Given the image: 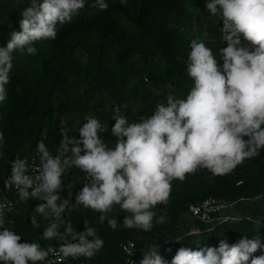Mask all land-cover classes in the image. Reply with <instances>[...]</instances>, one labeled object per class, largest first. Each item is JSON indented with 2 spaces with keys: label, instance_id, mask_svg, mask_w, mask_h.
<instances>
[{
  "label": "trees",
  "instance_id": "16d2710c",
  "mask_svg": "<svg viewBox=\"0 0 264 264\" xmlns=\"http://www.w3.org/2000/svg\"><path fill=\"white\" fill-rule=\"evenodd\" d=\"M205 2L126 0L122 4L120 0H105L107 8L101 10L96 0H85L84 8L71 21L57 23L55 39L34 45L35 55L27 54V46L12 53L7 97L0 102V132L4 135L0 144V200L15 201L11 210L3 212L5 226L21 236L19 243L60 247L59 241L43 238L50 220L35 212L42 201H21L14 187H5L10 162L19 158L28 163L41 141L55 156L62 130L78 138L89 115L107 127L99 135L114 148V109L119 107V115L132 124L150 117L158 104L167 105L169 95L186 99L194 86L187 73L191 41L204 42L215 50L213 55L218 60L219 50L226 47L220 31L223 22L205 8ZM30 6L31 0H0V47L7 46L13 32L21 31L22 13ZM210 16L215 22L206 29L203 18ZM204 34H209L208 39ZM83 81L88 87H82ZM28 174L31 176L30 170ZM62 182L59 194L67 197L72 192L74 204L89 179L87 173L72 167L66 170ZM209 197L230 204L212 212L206 220L195 216L191 205ZM154 211L157 217L164 215L165 222L157 224L154 219L152 230L145 232L122 226L125 215L130 214L119 205L105 214L107 219L117 220L115 230L107 219L101 222V213L83 205L66 210L64 218L77 231H84L87 221L103 246L90 259L69 257L63 264H129L130 260L140 264L153 246L171 264L181 247H218L222 239L231 245L244 235L259 238L264 244V149L229 174L215 176L198 168L183 181L173 180L168 203L158 204ZM33 216L39 228L32 225ZM129 242L134 243L133 254L124 249ZM254 255H264V248Z\"/></svg>",
  "mask_w": 264,
  "mask_h": 264
},
{
  "label": "clouds",
  "instance_id": "9594fccd",
  "mask_svg": "<svg viewBox=\"0 0 264 264\" xmlns=\"http://www.w3.org/2000/svg\"><path fill=\"white\" fill-rule=\"evenodd\" d=\"M96 3L101 10L107 8L105 0ZM84 6L85 0H31V6L22 13L21 31L13 32L7 46L0 47V102L7 97L5 86L10 82L12 53L24 51L27 46V54L35 55L34 45L55 39L57 23L71 21ZM205 8L223 22L220 31L226 47L219 50L218 60L213 55L215 50L204 42L191 41L187 73L194 86L186 99L169 95L167 105L158 104L150 117L132 124L119 115V107L114 109V148L99 135L107 127L94 116H87L78 138L69 136L67 129L62 130L55 156L43 141L37 144L39 167L35 177L28 174L26 160L17 158L10 162L11 173L4 181L5 187H14L21 201H42L35 212L50 220L43 238L59 241L60 247L19 243L21 236L5 226L0 208V262L37 264L46 261L50 254L63 259H90L102 248L103 240L87 221L85 230L77 231L64 218L66 210L83 205L101 213L99 219L103 222L107 219L105 214L119 205L130 214L125 215L123 227L148 232L154 219L157 224L165 222L166 217H157L154 209L168 203L173 180L183 181L198 168L223 176L246 159L260 155L264 149V0H206ZM3 141L0 132V144ZM72 167L89 177L74 204L72 192L67 197L59 194L62 176ZM107 222L113 230L117 228L116 219ZM31 223L40 227L35 216ZM262 248L261 239L244 235L231 245L222 239L218 247H181L171 264H264V255H254ZM140 264L167 261L153 246Z\"/></svg>",
  "mask_w": 264,
  "mask_h": 264
},
{
  "label": "built area",
  "instance_id": "2783aa9c",
  "mask_svg": "<svg viewBox=\"0 0 264 264\" xmlns=\"http://www.w3.org/2000/svg\"><path fill=\"white\" fill-rule=\"evenodd\" d=\"M28 165H29V170L31 172V176L35 177L36 175H38L37 169L39 167V155L36 150H33L29 158ZM87 178L89 179L88 175ZM229 204H230L229 202L223 199L209 197L205 199L203 202L191 205L190 209L195 216L206 220L210 217V214L212 212L225 208ZM14 205H15V201L13 200H0V208H3V211L11 210L14 207ZM133 247H134V243L129 242L124 246V249L127 251V253L133 254ZM66 260L67 259H63L62 257L53 256L50 254L48 259L45 261V264H63Z\"/></svg>",
  "mask_w": 264,
  "mask_h": 264
},
{
  "label": "rangeland",
  "instance_id": "374dc122",
  "mask_svg": "<svg viewBox=\"0 0 264 264\" xmlns=\"http://www.w3.org/2000/svg\"><path fill=\"white\" fill-rule=\"evenodd\" d=\"M203 20H204V27H206V29H210L212 27L213 23L215 22L213 19V16L203 18ZM208 37H209V34H204V38L208 39ZM211 50L214 51L213 49H211ZM83 59H85V58L83 57ZM88 85H89L88 83L86 85V83L84 81L82 82L83 88L88 87Z\"/></svg>",
  "mask_w": 264,
  "mask_h": 264
}]
</instances>
